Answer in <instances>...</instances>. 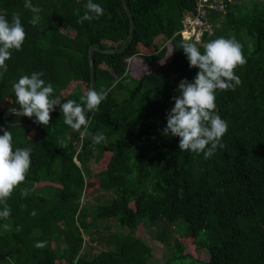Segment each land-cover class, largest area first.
<instances>
[{
  "label": "trees",
  "instance_id": "16d2710c",
  "mask_svg": "<svg viewBox=\"0 0 264 264\" xmlns=\"http://www.w3.org/2000/svg\"><path fill=\"white\" fill-rule=\"evenodd\" d=\"M94 2L104 15L80 23L87 0H32L42 17L34 26L25 0H0L9 19L21 15L26 31L0 77V125L12 133L13 150L38 137L29 126L5 120L7 111L20 109L13 91L20 76L43 72L41 78L53 85L55 107L67 100L83 103L91 87V46L117 48L129 37L123 1ZM128 2L134 39L121 53L95 52L96 90H106L107 98L88 113L90 135H81L83 126L75 131L65 125L62 112L50 113L48 125L11 115L44 135L30 149L25 180L0 203V210L5 204L11 210L0 219V264H150L153 248L136 229L161 221L186 225L165 264H264V1L254 0L252 7L231 3L225 15L213 12L214 31L201 43L187 40L203 52L212 40L234 38L246 58L234 69L241 84L216 92V113L228 121V132L224 147L209 159L181 151L179 137L163 135L179 83L192 82L200 71L189 66L186 41L176 35L195 0ZM97 133L105 141L93 144ZM106 154V166L92 175L89 161L101 163ZM88 186L110 194L93 213L81 209ZM103 220H116L128 232L109 231V224L99 226ZM166 237L165 231L157 235L164 245ZM38 241L46 246L36 248ZM91 245L103 247L95 251ZM193 246L208 251V260L190 253Z\"/></svg>",
  "mask_w": 264,
  "mask_h": 264
},
{
  "label": "clouds",
  "instance_id": "9594fccd",
  "mask_svg": "<svg viewBox=\"0 0 264 264\" xmlns=\"http://www.w3.org/2000/svg\"><path fill=\"white\" fill-rule=\"evenodd\" d=\"M24 7L34 16L32 25L40 23L41 9L33 5L32 0H25ZM85 12L79 22L98 20L104 15V8L87 0L84 5ZM26 31L21 21V15L14 13L9 19L6 10L0 9V77L8 70L6 61L11 59L12 50L19 51L25 41ZM185 41L182 44L183 52L189 61L190 67H196L194 80H181L178 86L179 94L174 96V106L166 112V127L163 135L179 137L181 151L203 153L204 159L212 157L217 148H223V136L228 132V121L216 113L217 90H235L241 84L234 69L246 63L242 45L234 38H218L208 42L203 52L195 43ZM43 72H33L31 75H22L13 83L16 102L19 104L21 114L34 118L33 122L39 125H48L52 113L57 106L56 99L52 98L53 85L46 82ZM223 78V79H222ZM107 98V91H97L94 88L87 91L83 103L67 100L59 105L62 109L64 124L81 135H90L88 126L89 112L99 110V106ZM0 203H4L13 192V189L22 183L31 166V151L28 148L13 150V135L0 125ZM93 144L105 141L102 133L91 136ZM11 214L10 208L5 204L0 210V219H7ZM35 215V213H33ZM3 227L7 228L8 225ZM46 242L38 241L36 248H44Z\"/></svg>",
  "mask_w": 264,
  "mask_h": 264
},
{
  "label": "rangeland",
  "instance_id": "374dc122",
  "mask_svg": "<svg viewBox=\"0 0 264 264\" xmlns=\"http://www.w3.org/2000/svg\"><path fill=\"white\" fill-rule=\"evenodd\" d=\"M254 0H233V3H239L241 5L247 4L248 6L252 7ZM264 1V0H261ZM109 160V155L106 154V156L103 158V161L101 163L96 162L94 159L89 161L88 163V168L91 172V174H96L98 171H101L104 166H106V163ZM94 178V177H93ZM88 180V179H87ZM89 182L91 181L90 179L88 180ZM97 182V181H96ZM36 188V185L32 188V191ZM95 187L88 186L85 190V196L82 198L81 201V209L87 210L90 213H93L97 207V205L109 198L110 194L105 193L100 190H95ZM109 224L110 230L113 232H119L121 234L127 233L128 229L127 228H121L116 220H112L109 222L106 221H100L99 226L103 224ZM186 227L185 224H177V223H168L166 221H161L158 223L156 226L146 228L143 223H139L136 229V235L141 238L146 240V242L153 248V254L154 257L151 259L150 264H165L167 262V259L169 257H172V243L173 241L179 237L182 233L184 228ZM101 231H104L103 228H100ZM108 231V230H107ZM106 231V232H107ZM108 231V232H109ZM163 231L166 232L167 237L165 242H167L166 245L162 244L158 239L157 235L161 234ZM107 232V233H108ZM84 237L86 243L84 244V248H87V244H89V234L84 231ZM94 245L89 246L91 249L94 250L92 247ZM95 251H99L102 249L103 246H94ZM189 252L193 253L194 255L198 256L199 258L203 260H208L209 258V253L206 250H198L196 248L190 247Z\"/></svg>",
  "mask_w": 264,
  "mask_h": 264
},
{
  "label": "built area",
  "instance_id": "2783aa9c",
  "mask_svg": "<svg viewBox=\"0 0 264 264\" xmlns=\"http://www.w3.org/2000/svg\"><path fill=\"white\" fill-rule=\"evenodd\" d=\"M233 0H195V9L183 17V28L176 33L185 39L201 43L206 33L214 31L213 12L225 15Z\"/></svg>",
  "mask_w": 264,
  "mask_h": 264
},
{
  "label": "water",
  "instance_id": "95a60500",
  "mask_svg": "<svg viewBox=\"0 0 264 264\" xmlns=\"http://www.w3.org/2000/svg\"><path fill=\"white\" fill-rule=\"evenodd\" d=\"M122 1H123V5H124L128 15H129L130 23H131V29H130L129 37L125 40V42L120 47H117V48H103L100 45L91 46V48L89 50V57H90V63H91V87H90V89L94 88L96 90V86H97V66H96V60H95V52L99 51V52L105 53V54L121 53L124 49H126L128 47L130 42L135 37L136 20H135L134 14L131 10V7L129 5L128 0H122ZM21 111H22L21 109H17V108H14V109L7 111L5 114V120L8 123L13 124V125H18V124L27 125L38 133V137L33 142H31L29 145L24 147V148L31 149L35 145H37L41 142V140L43 139L44 132L41 128L35 126L33 123H31L27 120L14 121L11 119L12 114H16V113L21 114ZM54 112H62V109L60 107H55V110L52 113H54Z\"/></svg>",
  "mask_w": 264,
  "mask_h": 264
}]
</instances>
